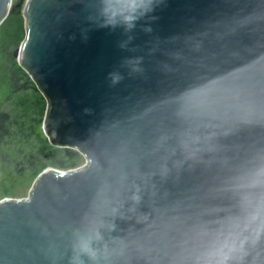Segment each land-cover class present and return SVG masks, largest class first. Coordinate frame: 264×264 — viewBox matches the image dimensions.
<instances>
[{"label":"water","instance_id":"water-1","mask_svg":"<svg viewBox=\"0 0 264 264\" xmlns=\"http://www.w3.org/2000/svg\"><path fill=\"white\" fill-rule=\"evenodd\" d=\"M23 1L44 131L89 161L0 200V264H264V0Z\"/></svg>","mask_w":264,"mask_h":264},{"label":"rangeland","instance_id":"rangeland-1","mask_svg":"<svg viewBox=\"0 0 264 264\" xmlns=\"http://www.w3.org/2000/svg\"><path fill=\"white\" fill-rule=\"evenodd\" d=\"M19 1L12 0L9 13L0 23V111L10 113L11 117L17 116L19 119V122H17L18 125H20L23 117L29 119L34 118L29 122L33 129H36L39 135L44 134L48 136L44 131L45 111L42 113L40 107V100L43 98L47 102V98L31 77L30 73L23 67L18 58L14 56V51L21 46L28 33L25 1L21 5H17L15 11L12 10L13 5ZM21 68L27 72L28 76H24V74L21 76L22 74L20 73L21 78H19L18 83L23 85L26 84V81L30 82L26 87H23L17 92H13L11 75L13 70L20 71ZM38 116L42 122L41 125L38 123ZM8 145H11V147L16 148L18 151L22 147V150H25L23 152L28 153L29 151H34L40 145V142L32 138L26 144L23 143L22 146H19L21 143H17L14 139V142ZM3 149V147H0V200L5 198H27L30 194L31 186H33L38 176L44 170L53 168L54 166H46L36 174L35 172L20 174L15 168V162L6 164L1 159ZM10 154L13 160L17 158L15 150L13 154L12 152ZM82 164H84V161Z\"/></svg>","mask_w":264,"mask_h":264},{"label":"trees","instance_id":"trees-1","mask_svg":"<svg viewBox=\"0 0 264 264\" xmlns=\"http://www.w3.org/2000/svg\"><path fill=\"white\" fill-rule=\"evenodd\" d=\"M13 6L12 10L15 11L17 9V4ZM23 67L25 68V66ZM20 73L22 74L21 76H23V74L24 76H28L27 72L24 71L23 68H21L20 71L13 70L11 75V85L13 92H17L23 87L29 85L30 81H26V84L23 85L18 83L19 78H21L19 75ZM46 98L47 102L43 98L40 100L42 113L45 111L44 122L47 121L51 109L49 99L47 96ZM30 119L23 117V120L20 121V125H18L17 122H19V119L17 116L11 117L10 113L0 111V147L4 148L1 159L6 164L9 162H15V168L20 174H26L30 172H35L36 174L39 173L44 167L49 165L63 170H70V168H75L83 163L85 158L80 151L74 147L62 146L58 143L50 141L49 137L44 134L39 135L37 130L33 129L31 123H29L34 118L31 120ZM37 120L39 125H41L42 122L39 120V116ZM31 137L34 140L40 142V145L34 151H29L28 153L23 152L25 150H22V147L20 148V151H18L16 148L8 145L13 143L15 139L17 143H21L19 146H22L23 143L26 144L29 140H31ZM51 138L53 139L52 136ZM14 150L17 154V158L13 160L10 152L13 154ZM30 193H32V190H30Z\"/></svg>","mask_w":264,"mask_h":264},{"label":"built area","instance_id":"built-area-1","mask_svg":"<svg viewBox=\"0 0 264 264\" xmlns=\"http://www.w3.org/2000/svg\"><path fill=\"white\" fill-rule=\"evenodd\" d=\"M75 149H77L78 151H80L81 153H82V155L84 156V158H85V160H84V164H81V165H79V166H77V167H75V168H70V170L69 169H66V170H63V169H59V168H55L56 170H57V172H66V171H71V170H75V169H78V168H81V167H83L84 168V166H86L87 164H88V158H87V156L85 155V153L84 152H82L80 149H78V148H76V147H74ZM30 196V194L28 195V197Z\"/></svg>","mask_w":264,"mask_h":264},{"label":"clouds","instance_id":"clouds-1","mask_svg":"<svg viewBox=\"0 0 264 264\" xmlns=\"http://www.w3.org/2000/svg\"><path fill=\"white\" fill-rule=\"evenodd\" d=\"M81 249L85 253L92 255L93 257L95 256V253L90 249L89 245L87 243L81 244Z\"/></svg>","mask_w":264,"mask_h":264},{"label":"snow or ice","instance_id":"snow-or-ice-1","mask_svg":"<svg viewBox=\"0 0 264 264\" xmlns=\"http://www.w3.org/2000/svg\"><path fill=\"white\" fill-rule=\"evenodd\" d=\"M61 175H64L63 173H61Z\"/></svg>","mask_w":264,"mask_h":264}]
</instances>
